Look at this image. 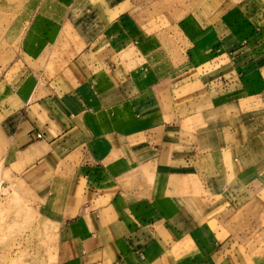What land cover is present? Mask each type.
Segmentation results:
<instances>
[{
    "label": "crops",
    "instance_id": "obj_1",
    "mask_svg": "<svg viewBox=\"0 0 264 264\" xmlns=\"http://www.w3.org/2000/svg\"><path fill=\"white\" fill-rule=\"evenodd\" d=\"M247 2L179 43L123 0L103 25L69 11L37 48L68 23L69 60L0 90L1 174L56 211V264H264V0ZM146 35L178 58L148 59Z\"/></svg>",
    "mask_w": 264,
    "mask_h": 264
},
{
    "label": "rangeland",
    "instance_id": "obj_2",
    "mask_svg": "<svg viewBox=\"0 0 264 264\" xmlns=\"http://www.w3.org/2000/svg\"><path fill=\"white\" fill-rule=\"evenodd\" d=\"M117 1L120 0H0L2 95L20 69L42 80V76L56 74L74 54L70 47L78 48L79 44L68 23L63 25L56 42L46 43L37 54L40 42L48 37L43 33L50 31L53 23L66 21L69 11H87V24L91 21L93 26L103 25L126 11L146 28L160 29L162 41L165 36L179 43V28L188 22L199 26L233 25L239 11L248 10V0H123L125 6L111 16L110 5ZM153 37L145 38L149 42L148 59L168 60L169 54L178 58V50L156 47ZM7 176L1 174L0 164V264H56V211L44 207Z\"/></svg>",
    "mask_w": 264,
    "mask_h": 264
},
{
    "label": "built area",
    "instance_id": "obj_3",
    "mask_svg": "<svg viewBox=\"0 0 264 264\" xmlns=\"http://www.w3.org/2000/svg\"><path fill=\"white\" fill-rule=\"evenodd\" d=\"M36 137H37V138H40V137H41V134H40V133H37V134H36Z\"/></svg>",
    "mask_w": 264,
    "mask_h": 264
}]
</instances>
